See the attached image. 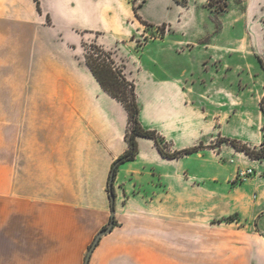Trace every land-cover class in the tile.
Returning a JSON list of instances; mask_svg holds the SVG:
<instances>
[{
    "label": "crops",
    "instance_id": "0c3cea01",
    "mask_svg": "<svg viewBox=\"0 0 264 264\" xmlns=\"http://www.w3.org/2000/svg\"><path fill=\"white\" fill-rule=\"evenodd\" d=\"M38 1L40 11L34 0H0V19L29 28L31 66L37 64L39 70L50 74L53 83L62 86V99L70 109L81 108L89 117L97 114L104 124L108 121L104 133L117 134L106 146L108 172L113 160L127 149L123 138L127 116L121 105H113L106 98L86 63L78 58V49L93 36L94 42L106 50L119 54L128 51L134 56L133 38L145 32V24L135 16L132 0ZM151 2L163 11L172 7V0H145L137 9L138 14ZM139 16L152 26L166 24L174 28V33H180L177 39L172 36L148 41L138 52L139 66L132 75L140 124L162 136L172 151L199 142L207 144L216 136L217 119L213 113L209 118L197 104L202 94L191 73L192 50L209 45L203 39L204 33L196 32L187 38L180 32L186 21L183 16L167 14L160 19ZM36 54L43 55H38L41 60ZM111 119H116L118 127L112 126ZM136 140V157L120 164L115 174L116 195L124 197L125 202L114 199L116 223L100 237L88 264H177L176 260L182 264H205L208 226L199 214L206 210L207 188L223 181L222 153L217 155L201 148L189 155L167 159L161 156L152 139L137 137ZM235 155L245 165H240V169L257 165L241 152ZM40 159L33 163H42ZM236 171L237 168L233 177ZM17 175L10 167L6 173L0 172V264H32V261L63 264V253L71 254L70 264H84L88 245L110 222L111 208L79 204L73 196L64 197L61 188L55 185L43 189L36 183L37 177L32 180L36 183L34 192L23 189L19 193ZM263 183L257 182L258 187ZM228 196L232 199L231 209L224 215L238 212L246 218L251 190L232 189ZM152 212H166L167 217L161 220ZM176 212L193 217L176 221L172 215ZM224 225L215 228V232L223 234L215 239L221 247L239 241L244 228L233 221ZM244 235L252 241L255 239L253 233ZM259 237L264 246V236ZM237 251L236 248L225 250L224 260L238 262ZM246 254L256 256L260 264L264 261V255L255 253L253 245Z\"/></svg>",
    "mask_w": 264,
    "mask_h": 264
},
{
    "label": "rangeland",
    "instance_id": "374dc122",
    "mask_svg": "<svg viewBox=\"0 0 264 264\" xmlns=\"http://www.w3.org/2000/svg\"><path fill=\"white\" fill-rule=\"evenodd\" d=\"M132 1L137 6L145 0ZM139 14L155 19L167 14L170 17L183 16L186 21L181 25L183 30L179 31L185 33L187 38L196 32L204 33L203 39L209 43L192 50L191 73L202 94L197 104L209 118L212 117L210 113H213L217 119L216 136L211 142L208 141L210 143L199 142L190 147L195 150L188 154L175 158L161 156L176 159L201 148L217 155L222 153L223 181L215 187L207 188L206 210L199 214L208 226L205 264H260L256 256L250 257L246 250L253 245L255 253L264 255V246L259 237L264 236V183L261 187L257 185L261 180L264 182V158L255 159L254 164L257 165L251 167L253 173L245 179H239L237 172L240 165L244 164L235 154H246L229 141L256 149L262 140L263 117L259 110V99L264 91V71L257 58L264 61V0H226L223 9H219L218 4L209 6L207 0H172V7L167 11L151 2ZM145 32L133 38L135 45L131 54L134 56L128 51L119 54L115 50H107L112 53L114 66H122L129 79L134 80L132 72L139 66L138 52L143 44L172 36L177 39L180 35L166 24L145 25ZM29 34L28 27L0 19V172L6 173L10 167L18 174L16 189L19 193L23 189L34 192L36 183L43 189L55 185L61 188L64 197L73 196L79 204L110 207V168L107 172L106 146L115 140L117 134L113 131L104 133L108 129V121L104 124L101 115L89 117L80 111L81 108L70 109L62 99V86L53 83L49 79L50 74L46 75L47 71L39 70L37 64L31 66ZM96 45L93 36L85 40L78 49V58L85 62L86 51L95 54ZM26 80L32 83H25ZM105 93L113 105L122 106ZM111 123L113 127H118L116 119H111ZM124 130L125 141L127 121ZM160 146L166 153L177 151H172L169 142L163 137ZM39 158L42 163H33L35 160L38 162ZM13 161L15 164H12ZM235 168L236 176L233 177ZM36 177L37 182L33 183ZM247 181L250 183L242 185ZM242 188L251 190L247 217L244 218L238 212L224 215L231 209L229 191ZM114 193L115 202L117 199L125 202L124 197H117L115 188ZM150 214L157 215L161 220L167 217L166 212ZM172 215L176 221H182L183 217H193V214L182 212ZM228 217H232L234 223L244 226L243 234L239 235L237 244L221 247V244L216 245L215 239L223 234L215 232V228L224 227V219L228 220ZM108 224L109 221L104 227ZM245 233H253L255 239H247ZM234 248L238 249L239 261L224 260L225 250ZM70 258L71 254L63 253V264H70ZM176 263L182 264V261L176 260Z\"/></svg>",
    "mask_w": 264,
    "mask_h": 264
},
{
    "label": "trees",
    "instance_id": "16d2710c",
    "mask_svg": "<svg viewBox=\"0 0 264 264\" xmlns=\"http://www.w3.org/2000/svg\"><path fill=\"white\" fill-rule=\"evenodd\" d=\"M36 4V8L40 11L39 1L34 0ZM226 0H207L209 6L214 4H218L219 9H223L225 6ZM142 5L138 4L134 6L135 16L145 25H150L141 19L139 16L137 9ZM222 5V6H221ZM97 52L94 54L90 51H86L85 53V63L89 68L92 75L95 77L101 88L107 92L112 98L117 100L122 104L126 113H127V122H128V130L125 134V141L128 145L127 149L120 154L116 159L113 160L110 166V174L113 172V180L116 174L117 168L120 164L133 160L138 152L137 147V137H146L152 139L158 151L164 157L175 158L179 155L188 154L195 150V148H187L181 151H175L172 153H166L163 151L160 146V141L162 137L154 130L144 128L139 121V112L140 106L137 100L135 82L133 79H129L123 70V67L116 68L115 60L110 51L105 50L99 45L94 46ZM97 55V56H95ZM101 55V56H98ZM262 70L264 71V61L258 57L257 58ZM259 110L263 117V123L261 125L262 132V140L259 144V147L256 149H250L246 146H238L235 142L229 141L234 147L242 150L248 157L251 159H263L264 158V91L259 99ZM109 174V177H110ZM108 177V180H109ZM108 193L110 197V193L115 197L113 183L112 187L108 186ZM110 208L111 204H110ZM113 219L114 224L116 221L114 220L113 215L110 216V220ZM225 221H232V217H228L224 219ZM106 227H102L103 230Z\"/></svg>",
    "mask_w": 264,
    "mask_h": 264
},
{
    "label": "water",
    "instance_id": "95a60500",
    "mask_svg": "<svg viewBox=\"0 0 264 264\" xmlns=\"http://www.w3.org/2000/svg\"><path fill=\"white\" fill-rule=\"evenodd\" d=\"M112 183H113V172H111L109 180H108V186L110 188L112 187ZM110 204L112 207L111 208V214L113 215V212H114V196L111 193H110ZM113 224H114V221H113V219H111L108 226H106V228H104L103 230H101L100 232H98L96 234V236L94 237L92 243L90 244V246L87 250L85 260H84V264H88L90 254H91L93 248L95 247L96 243L98 242V240L100 239L101 236L105 235L106 233H108L111 230Z\"/></svg>",
    "mask_w": 264,
    "mask_h": 264
},
{
    "label": "built area",
    "instance_id": "2783aa9c",
    "mask_svg": "<svg viewBox=\"0 0 264 264\" xmlns=\"http://www.w3.org/2000/svg\"><path fill=\"white\" fill-rule=\"evenodd\" d=\"M253 173L252 168H247V169H239L237 172V175H239V179H245L247 178L248 174Z\"/></svg>",
    "mask_w": 264,
    "mask_h": 264
}]
</instances>
